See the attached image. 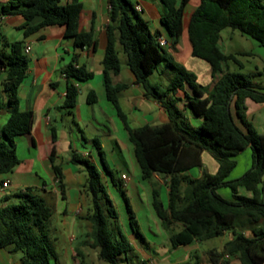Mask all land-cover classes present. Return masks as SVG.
I'll return each instance as SVG.
<instances>
[{"label":"trees","instance_id":"1","mask_svg":"<svg viewBox=\"0 0 264 264\" xmlns=\"http://www.w3.org/2000/svg\"><path fill=\"white\" fill-rule=\"evenodd\" d=\"M158 1L164 9L160 23L176 40L182 32L183 9L189 0ZM107 2L109 23L102 60L106 99L125 125V116L118 104V94L124 86L113 85L111 80L120 71L113 39L117 32L136 84L142 87L146 97L160 102L169 118L160 125L135 129L125 125V128L142 179L154 174L169 177L166 204L160 200L158 191L152 190L151 207L162 228L170 232V247L203 242L230 231L232 238L220 252L207 253L209 264H229V259H236L239 264H264V133L253 130L246 119L244 105L246 99L264 103V91L251 81L249 74L231 70L229 63L238 64V59L219 48L220 32L225 28L239 32L264 48V0H199L191 13L187 22L191 56L208 64L213 80L207 95L205 89L196 84V76L174 62L158 44L159 36L151 34L148 23L130 0ZM81 8L78 0L66 4H62V0H7L0 6V17L20 15L24 19L21 28L39 19L38 25L26 28L24 35L44 26H63L64 37L73 38L75 47L94 49L92 31H78ZM22 48L21 41H4L0 45V85L7 96L5 108L9 113L0 131V174L9 173L18 164L15 138L28 134L30 128V113L19 109L16 96L28 68ZM162 63L173 71L167 91L172 94L183 91L186 107L202 120L199 126L190 127L174 102L162 100L158 90L149 84V77ZM64 75L63 108L70 111L75 106L78 89L68 80L86 81L92 78V73L68 64ZM185 86L190 95L184 90ZM95 100L94 93L89 92L86 101L91 104ZM51 139L53 142L56 139L53 131ZM93 142L102 156L97 141ZM246 148L251 151V168L238 179L227 180L235 166L234 156ZM202 151L216 161L217 171L213 175L203 174L200 179H190L184 173L200 167ZM50 161L53 163L54 159ZM70 162L83 167L87 176L92 211L86 218L90 225L89 247L97 249L98 258L108 264H117L119 255H124L126 260L127 252L131 251L129 243L115 223L107 230V218L115 221L117 216L98 171L86 159L72 156ZM104 167L111 175L105 164ZM53 171L60 180L59 168L53 165ZM220 188H228L232 200L221 197L217 193ZM238 188L250 196L238 194ZM118 190L124 196L122 188ZM15 196V203L0 208V249L11 247L20 252L22 264H50L56 259L48 235L51 209L34 189L27 188ZM124 200L127 206L125 197ZM127 211L129 225L135 232L128 206ZM174 226L179 229L174 231Z\"/></svg>","mask_w":264,"mask_h":264},{"label":"crops","instance_id":"2","mask_svg":"<svg viewBox=\"0 0 264 264\" xmlns=\"http://www.w3.org/2000/svg\"><path fill=\"white\" fill-rule=\"evenodd\" d=\"M6 1L0 0V6ZM71 1L62 0V4L70 3ZM78 1L82 6L78 31H92L95 41L94 49L91 47L80 49L75 47L73 38L64 37L63 26H44L31 34L24 35L26 28L38 25L40 20L34 19L26 27L21 28L24 24V19L20 15L0 17V45L4 41H21L23 53L24 48L26 46L29 47L28 53H24L28 59V68L17 88L16 96L19 109L30 113L28 134L15 138V153L19 162L9 173L0 174V208L7 204L15 203L17 201L15 195L17 193L24 192L27 188L34 189L45 199L51 209L48 235L50 234L49 239L54 242L59 238L60 233L64 231L69 234V241L73 240V231L83 230L85 233V222H88L86 218L92 213L91 197L87 190L86 172L83 167L76 166L70 162L72 156L86 159L95 166L106 193H108L110 184L117 189L121 187L123 193H127L130 188L140 193L145 187L144 183H147L151 191H158L159 198L161 191L164 189L167 202L169 177L154 174L149 179H142L125 125L130 129L145 125H160L168 122V115L158 100L146 97L142 87L136 84L134 75L126 64V56L118 41V33L114 32V47L120 63V71L117 75L112 76L111 80L113 85L124 86V89L118 94V104L125 116V125L120 120L116 110L106 99L103 84L102 60L107 43L108 2L107 0ZM130 1L132 2V0ZM133 1L132 3L135 7H140L139 14L148 23L149 30L151 27V34H155L165 41L164 51L174 62L196 76V84L203 87L205 89L204 94L207 95L213 86L210 68L207 64L199 69L196 63L192 61L191 46L187 36V22L191 13L197 7L199 0H189L185 5L182 15V32L176 40L167 34L160 23L164 9L158 0ZM231 37H234V35ZM240 37L243 38L245 36L240 34ZM219 48L221 49L220 45ZM221 51L223 52L222 49ZM223 53L232 54L236 58L237 56L247 55L245 52ZM68 64H72L74 67H83L87 72L92 73V78L86 81H78L73 78L68 80L78 89L75 106L70 111L63 108L66 85L64 69ZM153 74L158 78H163L166 82L162 85L164 90H161L157 84H151L149 81V84L158 90L160 98L174 102L176 109L182 113L190 127L199 126L202 120L193 116L186 107L187 99L183 91L180 90L174 94L167 91V86L173 77L172 69L162 63ZM263 74L264 71L261 74L258 73V75ZM257 85L264 91V84ZM184 90L190 95L186 86ZM89 92H93L96 98L95 102L91 104L86 101ZM6 102L7 96L0 85V131L9 117V113L5 108ZM244 105L247 120L250 116L254 117L257 113L264 111V103L258 104L246 99ZM190 119L194 120L195 126L190 125ZM256 121L259 125L262 124L264 126V117L261 114ZM52 131L56 136L54 142L51 139ZM94 140L97 141L102 156L97 151ZM247 150L250 149L246 148L234 156V168L238 165L236 157ZM106 151L110 153L117 169L121 167L126 169V172H120L117 184L114 182L112 173L110 175L104 167L105 164L110 171L103 158ZM50 158L54 159L53 163ZM200 163V167L192 168L185 172L184 175L196 180L200 179L203 174L213 175L217 171L216 161L206 151L200 153ZM99 164L102 165V168ZM53 165L60 170V180L55 177ZM251 165L252 157L251 162L245 166L244 173L251 168ZM194 169L198 171L194 172ZM122 175L125 176V179H121ZM4 182L8 183L6 188L1 186ZM221 189L228 188H220L217 193ZM237 192L240 195L250 196L242 188H238ZM176 228V230L179 229V227ZM220 237L222 240L217 245L210 246L201 252V260L197 258L193 260V254L199 252V246L202 243L194 241L188 245L172 248H184L178 262L171 263L160 259L155 260L154 258L153 263L209 264L207 253L211 250L220 252L223 245L232 238V233L228 231ZM79 255L74 250L67 251L64 264H73V257ZM76 261L78 264V260ZM0 264H22L21 253L13 251L11 247L0 249ZM53 264H58L57 258ZM229 264L239 263L236 259H229Z\"/></svg>","mask_w":264,"mask_h":264},{"label":"rangeland","instance_id":"3","mask_svg":"<svg viewBox=\"0 0 264 264\" xmlns=\"http://www.w3.org/2000/svg\"><path fill=\"white\" fill-rule=\"evenodd\" d=\"M132 2L134 1L132 0ZM150 31H152L151 27ZM232 35H234V37H231ZM219 45L225 53H247V55L237 56L239 62L238 64L230 63L231 70H235L243 74H249L253 83L264 84V74L258 75V73L261 74V72L264 71L263 47H259L257 43L250 38H241L239 32L233 31L229 28H225L220 32ZM192 61L196 63V66L199 67V69L201 66L207 65L206 62L197 58H192ZM149 81L151 84H157L161 90H164L162 85L166 82L163 78H158L155 74H153V76L149 78ZM260 114L264 117V111H261L260 113L254 115V117L250 116L247 120L253 130L258 134L264 132V126H262V124L259 125L256 121L258 120ZM189 123L191 126L196 125L193 119H190ZM103 158L113 175L114 182L117 184L120 172H126V169L123 167L117 169L108 151L105 152ZM236 160L238 165H236V167L229 174L228 180H236L244 174L245 166L251 162L250 150L239 154L236 157ZM99 165L102 168V165ZM193 171L196 172L198 170L194 169ZM144 185L145 187L140 193H137L131 188L127 193H124L127 205L134 219L133 228L135 232H132L129 225V216L127 214L124 196H122L121 192L116 187H112V184H110L108 187L107 196L113 205V211L116 213L117 220L114 221L113 219L107 218V230H110V228H112L113 224L115 223L118 227V230L125 237L131 247V251L127 252L126 254V260L124 255H119L116 257V263L154 264V258L155 260L160 259L162 261L171 263L178 262L184 248L179 247L177 249H172L170 247L168 240L170 232L162 228V226L159 224V221L151 207V188L147 183H144ZM218 194L223 198L232 200V194L229 189H221L218 191ZM160 199L164 202V204L166 203V194L164 189L161 191ZM89 226V223L85 222V233L83 230L73 231L72 241H69V234H67L66 231L61 232L59 238H57L55 242L52 239L50 240L51 247L54 251V254L56 255L58 264H64L66 257L65 254L67 251L71 250H74L80 254L77 257H73V264H77L76 260H78V264H108L98 258L97 249H92L89 247L91 240L90 236L86 235V233L88 234L90 230ZM176 227L177 226L173 227L174 231L177 229ZM221 240L222 238L218 237L202 242L199 246V252L193 254V260L196 258L201 260V252L210 246L217 245ZM53 262L54 260H51L50 264H53Z\"/></svg>","mask_w":264,"mask_h":264},{"label":"built area","instance_id":"4","mask_svg":"<svg viewBox=\"0 0 264 264\" xmlns=\"http://www.w3.org/2000/svg\"><path fill=\"white\" fill-rule=\"evenodd\" d=\"M135 10H136L137 12H139L141 9H140L139 6H136V7H135ZM157 42H158V44H159L161 47H163L164 44H165V41H164L162 38H160V37H158ZM28 51H29V47L26 46V47L24 48V53H28ZM64 95H65V94H64ZM121 179H125V176L122 175V176H121ZM7 185H8V183H7V182H4V183H2L1 186H2V188H6Z\"/></svg>","mask_w":264,"mask_h":264},{"label":"water","instance_id":"5","mask_svg":"<svg viewBox=\"0 0 264 264\" xmlns=\"http://www.w3.org/2000/svg\"><path fill=\"white\" fill-rule=\"evenodd\" d=\"M80 49V48H79ZM264 179V177H262V180Z\"/></svg>","mask_w":264,"mask_h":264}]
</instances>
